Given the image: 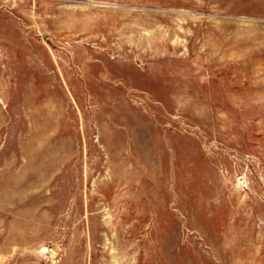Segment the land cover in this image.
Returning <instances> with one entry per match:
<instances>
[{
  "label": "rangeland",
  "instance_id": "obj_1",
  "mask_svg": "<svg viewBox=\"0 0 264 264\" xmlns=\"http://www.w3.org/2000/svg\"><path fill=\"white\" fill-rule=\"evenodd\" d=\"M0 264H264V0H0Z\"/></svg>",
  "mask_w": 264,
  "mask_h": 264
}]
</instances>
